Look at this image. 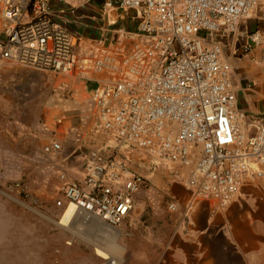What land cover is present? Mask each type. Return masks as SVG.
Here are the masks:
<instances>
[{
	"label": "built area",
	"instance_id": "2783aa9c",
	"mask_svg": "<svg viewBox=\"0 0 264 264\" xmlns=\"http://www.w3.org/2000/svg\"><path fill=\"white\" fill-rule=\"evenodd\" d=\"M67 1L0 0V63L93 83L95 127L215 210L263 177L264 115L239 106L220 39L242 38L243 53L264 48V28L246 27L257 10L264 27V0H99L104 13L117 9L127 17V40L80 59L53 5ZM58 178L57 208L72 205L80 217L112 229L148 186L117 152L99 150L88 153L80 180L64 172Z\"/></svg>",
	"mask_w": 264,
	"mask_h": 264
},
{
	"label": "rangeland",
	"instance_id": "374dc122",
	"mask_svg": "<svg viewBox=\"0 0 264 264\" xmlns=\"http://www.w3.org/2000/svg\"><path fill=\"white\" fill-rule=\"evenodd\" d=\"M258 12L246 25L249 29L263 26L257 23ZM72 80L71 84L50 72L0 63V264H102L105 260L95 253L96 240L104 247L106 229L116 235L118 264H158L160 259L174 264L176 247L183 250L179 259L190 260L192 245L181 241L180 235L189 231L193 198L189 191L185 198L175 197L173 185H183L172 175H157L148 182L129 218L115 229L95 217L60 223L65 208L55 206L60 196L58 174L80 177L81 162L76 156L80 149L89 150L70 145L65 156L62 146L54 154L43 147L55 124L93 120L89 106L80 107L85 94ZM93 86L88 84L89 89ZM247 186L252 190H243L232 203L257 199L264 205V175ZM170 203L178 204V210L169 211ZM213 214L208 212V218ZM180 221L181 230L176 227Z\"/></svg>",
	"mask_w": 264,
	"mask_h": 264
},
{
	"label": "crops",
	"instance_id": "0c3cea01",
	"mask_svg": "<svg viewBox=\"0 0 264 264\" xmlns=\"http://www.w3.org/2000/svg\"><path fill=\"white\" fill-rule=\"evenodd\" d=\"M53 5L60 10L57 18L73 37V53L76 58L80 59L84 55L93 56L96 49L110 50L126 43L127 38L123 29L130 27V24L121 11L111 9L104 13L99 0H68L66 3ZM256 12L261 15L260 10ZM107 27H112L113 31L108 32ZM242 40L240 37L221 38L223 54L230 65L231 80L238 90L239 106L254 115H264V66L261 63L264 48H254L248 53H243ZM55 75L72 81L71 84L74 83L72 78L78 81V87L85 94L79 105L82 109L89 106L93 120L92 122L81 120L75 125L66 120L62 125H52V134L44 146L57 143L60 148L49 153H57L62 146L63 154L67 156L68 152L64 150L69 149L70 145L77 147L78 150L84 147L89 150L88 153L91 150H99L105 154L117 152L130 168L141 173L149 183L157 175H171L168 171L150 167L147 158L138 157L125 148H119L112 137L95 127V110L91 97L94 86L88 88L91 82L76 75ZM56 121L60 123L62 119L58 116ZM88 153L80 149L76 156L81 162L80 177L70 179L80 180L83 177V166ZM70 174L74 176L73 172ZM252 188L245 186L241 192L243 190L247 192ZM171 191L179 199L187 196V190L179 185H173ZM174 204L178 210V204ZM190 206L192 211L186 225L189 231L185 235L181 234L180 240L190 242L192 245L191 258L185 261L181 257L179 259L182 248L176 247L174 264H264V205L259 200L235 201L223 210H215L208 204L194 199ZM210 211L214 214L208 218ZM177 224L178 229H183L181 221ZM194 229L199 232L195 233ZM158 264L166 263L165 260L161 263L160 259Z\"/></svg>",
	"mask_w": 264,
	"mask_h": 264
},
{
	"label": "bare ground",
	"instance_id": "6f19581e",
	"mask_svg": "<svg viewBox=\"0 0 264 264\" xmlns=\"http://www.w3.org/2000/svg\"><path fill=\"white\" fill-rule=\"evenodd\" d=\"M79 217V214L75 212L74 207L71 205L68 209L64 211L60 223L66 225L67 223L74 222L75 219ZM110 231L111 229H106V231L104 232L105 237H103V240L101 241L103 242L104 247H99L100 241L96 240L97 244L95 253L105 260V262L102 264H118L119 262L118 259H116V256H118L120 253V249L115 243L116 235H112L113 233H111Z\"/></svg>",
	"mask_w": 264,
	"mask_h": 264
}]
</instances>
